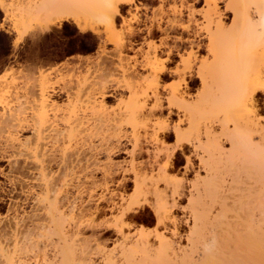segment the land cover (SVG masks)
<instances>
[{"label": "bare ground", "instance_id": "1", "mask_svg": "<svg viewBox=\"0 0 264 264\" xmlns=\"http://www.w3.org/2000/svg\"><path fill=\"white\" fill-rule=\"evenodd\" d=\"M202 1L206 7L202 15L205 22L203 30H206L210 40L208 51L213 56L217 55L216 41L222 38L232 53L228 54L232 61L228 63L230 69H237L240 62L247 65L248 74L241 80L233 81V90L228 96H220L221 99L217 97L218 101L210 108L211 116L218 120L221 132L227 136L231 148L229 152L224 151L214 134L215 119L208 121L203 128L206 142L198 141L202 156L197 155L207 169L208 179L196 185V200L189 205L193 218V226L188 235L189 248L177 251L164 234H157V247L147 237L132 243L131 236L125 235L124 229L130 231V226L124 220L129 219L128 216L141 206L138 202L153 209L160 225L166 227L176 222L172 210L183 185L180 186L173 177L174 164L178 160L174 153L169 152L166 142L174 135L178 148H181L183 144L193 143V139L191 130L186 132L181 129L183 119L179 120L178 125L171 126L170 118H164V113L166 108L177 110L178 113L186 111L187 93L183 85L184 89L189 90L186 77L193 74V71L188 60L183 59L182 51L184 46H189L188 55L191 57L205 47L199 39L201 34L194 32L191 26L196 17L194 7ZM159 2V11L157 14L154 12L152 20L149 19L150 26L149 20H144L138 14L126 22L131 27L129 33L132 38L138 34L143 35V32L150 38L160 37L159 45L154 48L150 46L145 60L135 59L131 73L129 65L124 63V56V60L120 59L119 65H115L121 74L133 77L130 81L114 88L108 87L106 83L94 85L84 100L76 94L80 103L78 114L65 113V108L74 104V93L68 94V104L64 105L54 101L55 96L49 95L47 91L35 92L33 86L31 88V84H27L23 94L24 117L21 120L15 119L17 121L12 120L13 115L9 121L6 120L8 118H4L5 121L1 119L0 132L8 129L13 147L18 144L21 148L19 150V147H14L18 148L22 159L16 160L13 165L8 156L0 154V161L12 164L11 172L18 174L22 185L27 183L25 201L33 199L36 204L35 211H31L28 216L21 217L18 214L20 210L14 211V216L11 214V223L7 224L10 219L6 223L9 232L6 235L0 232L6 238L4 242L0 240L1 253H23L26 259H29V254H34V257L49 253L60 254L62 257L78 254L82 255L84 261L90 254L104 253L103 245L87 237V232L93 236L99 229L101 223L97 220L105 212L103 204H106L108 212L120 215L115 218V224L119 227L118 232L123 241L121 244L127 248L126 253L130 257L140 256L142 262L264 264V124L261 123L258 99L259 94L264 95V0ZM119 3L114 11L106 14L112 28L117 23V17H123L120 7L131 5L133 0H119ZM220 3L225 4L223 12ZM185 12L189 13L188 22L183 20ZM224 12L233 15L229 28L224 22L227 17ZM60 13L56 16L55 24L58 27L67 20H73L80 28L76 15ZM135 24L144 25L145 29H135ZM195 25L199 27L197 21ZM180 30L188 35V39H183L178 33ZM124 50L123 46L122 52ZM175 57L181 58V63L170 68ZM140 71L148 75L143 77L139 75ZM174 77L179 79L178 86L168 91L167 95L162 94L160 84ZM120 90L131 93L130 107L125 111L130 115L127 122L131 128L130 134L121 129L114 132L97 131L99 126H105L108 122L105 100L119 96L117 92ZM172 113L168 114L169 117ZM21 134L31 136L21 140ZM199 136L202 137L200 132ZM256 136L259 141L255 143ZM123 142L128 143V148ZM117 153L127 155L130 160L124 162V165L114 163L112 156ZM226 155L233 168L230 169L229 183L219 170L220 161L225 160L223 158ZM187 163L185 168L189 170L192 166L190 158ZM98 174L102 175L100 179ZM31 182L33 184L29 186ZM131 184L137 196L127 200L120 191ZM113 186L115 189L112 188V191ZM99 188L106 194L98 196L93 205L95 189ZM117 198H120L119 202ZM20 201L22 203L23 200ZM4 225L1 224L3 228ZM8 258L12 264L13 257ZM55 262L53 260L50 264Z\"/></svg>", "mask_w": 264, "mask_h": 264}, {"label": "rangeland", "instance_id": "2", "mask_svg": "<svg viewBox=\"0 0 264 264\" xmlns=\"http://www.w3.org/2000/svg\"><path fill=\"white\" fill-rule=\"evenodd\" d=\"M192 1L195 2L196 0ZM119 4V0H0V13H2L3 19L5 12V20L2 19L0 22V121L1 119L5 121L6 118L9 121L11 115L14 116H12V120H21L24 117L23 103L25 98H23V94H25L29 84H31L29 85L31 88L33 86L35 92H40L41 90L47 91L49 95L55 96V99L53 98L54 101H58L64 105L68 104V94L74 93L72 94L74 104L68 105L65 108V113L71 114L72 112L73 114H78L80 103L76 99V94L84 100L86 94L94 85L98 86L99 84L106 83L105 85L108 87L112 86L114 88L119 84L123 85L125 81H130L133 78L132 76L131 78L127 76L130 74L124 75L117 70L116 66L119 65L118 62L124 56L125 60H122L129 65L131 73L135 59L137 58L138 61L145 60L147 53L150 51V46L154 48L159 45L160 34H158L159 38L156 39L147 37L145 32H143V35L140 34L141 36L138 34L139 36L136 35L138 37L134 36L132 38V35L129 33L131 27L127 26L126 22L131 20L135 14L142 16L144 20H152L155 16L154 12L157 14L161 4L159 0H133L131 5L124 6V8L120 7L123 17H117V23L112 28L108 24L106 14L114 11ZM224 6V3L219 4L222 12L224 11ZM195 7L196 17L193 18L194 23L191 21V26L194 32L201 34L199 39L203 41L202 44L205 47L201 51L199 50V54L189 57L190 48L187 45L184 46V50L182 51L183 59L188 60L193 71V74L186 77L189 90L184 89L185 85H183V90L187 93V108L185 112L180 113L177 110L166 108L164 113V118H170L169 122L171 126L178 125L179 120L183 119L181 129L186 132L191 130L193 139V143L183 144L181 148H178V142L174 135L172 139L166 142L169 152L174 153L178 160L174 164L173 177L180 186L183 185V188L180 187L179 189V197L176 198L177 204L172 210V216L176 222L175 224L169 223L166 227L160 225L154 215L153 209L142 202H138L142 207L140 206L134 213H131L128 216L129 219L124 220L125 224L130 226L129 229L131 231L125 228V235L131 236L132 243L141 237H147L151 243L155 242V246L157 247V234H164L177 251L189 248L188 235L193 226V218L190 212L192 209L189 205H191V201L196 200V185H201L202 181L208 179L207 169L200 163L197 155L200 154L202 156L198 141L206 142L203 128L208 121L215 119L210 114V108L213 103L218 101L217 99L219 98L217 97L222 96L224 98V96H228V93L233 90L231 84L233 81L237 79L241 80L245 74H248L246 63H238V70L230 69L229 64L232 61L231 56H228V54L232 55V53L226 47L224 39H217L216 45L218 48L216 50H218V53L214 55L215 57L208 51L207 46L210 44V40L206 35V30H203L205 22L202 18L206 7L203 1L199 5H195ZM58 12L76 15L81 25L80 28L73 20H67L58 27L55 24L57 21L56 16L57 14L59 15ZM224 13L227 16L224 18V22L226 23V27L229 28L233 15L231 13L228 14L229 12ZM184 16L183 20L188 22L189 13L185 12ZM150 20L148 21V26H150ZM196 21L199 23V27L195 25ZM84 28L86 30H83ZM133 28L145 29V26H137L135 24ZM178 33L182 35L183 39H188V35L182 30L178 31ZM123 46L125 48L124 52H122ZM179 63H181V58L175 57L169 67L175 68ZM181 67L184 68V65H181ZM112 72L113 74H111ZM198 72L201 74H197ZM140 73L139 75H143V77L148 75L144 71H140ZM178 83V78H168L160 84V92L167 95V92L175 89ZM126 91L120 90L117 92L119 96L114 99L105 100L109 123L105 124L106 127L101 126V128L99 126L97 131L100 130L101 132L102 130V132H106L110 130V132H114L121 129L123 132L130 134L131 128L127 123L130 115L129 112L125 113V111L130 107L129 100L131 93L128 90ZM258 99L260 100L261 123L264 124V95L259 94ZM165 107H168V105L166 106L165 104ZM170 112L173 113L169 117L168 114ZM217 121L216 119L214 120L216 122L214 123V134L223 146L224 151L229 152L231 148L229 140L221 132ZM199 132L202 137L199 136ZM111 135L113 136L114 134ZM19 136L23 140L24 137H30L31 134H21ZM256 138H254L255 143L259 141V138ZM95 143L97 144V141ZM17 145L14 144V147H19ZM123 145H127L128 148V143L123 142ZM14 147L8 129H3L0 132V154L8 156V159L10 158V161H13V165L22 159L20 151L18 152V148ZM67 147L70 146L67 145ZM129 149H131L130 146ZM18 153L20 154L18 155ZM117 154L112 156L114 163H123L122 165H124V162L130 160L125 154ZM226 157L228 158V155L223 158L225 160L220 161L219 170L223 174L222 177L224 179L227 178L226 181L229 183L231 181L229 175L231 174L230 169L232 170L233 168L229 165ZM188 158L191 159L192 163L189 170L185 168L188 165ZM102 159L105 160L104 157ZM11 165L8 162L0 161L1 234L9 232L8 225L11 223V218L9 217L15 215L14 211L20 210L18 214L22 217V215H30L35 211L34 208H36L35 200L25 201L27 183L23 182L24 184L22 185L18 174L13 173V171L11 172ZM240 171L243 173L242 169ZM97 176L99 179L102 177L101 174ZM16 180L20 182L19 185ZM31 184L33 183H29V186ZM112 188L115 189V186L111 187L113 191L114 189ZM104 192L100 188L95 189V201L92 203L93 205L96 203L98 196L106 194ZM120 192L124 194L127 200L135 199L137 196L132 184ZM85 199L87 200V198ZM20 200L25 202L22 201L21 203ZM119 200L120 198H117L118 202ZM103 207L106 208L105 212L97 220L101 223V228L99 227L93 236L90 235L91 232H87V237L95 239L98 243L102 244L105 250L104 253L90 254L85 259L86 261H84V259L82 260V255L78 254L64 255L65 257L53 253L45 256L35 255L37 257H34V254H29V259H26L27 257L26 255L24 257L23 253V255L21 253L12 255L10 253L9 255L6 251L3 253L0 251V264H11L8 258L11 256L13 257L12 264H50L53 260L57 261L55 262L56 264H158L155 262H142L140 256H128L126 253L127 248H124V244H121L123 241L121 234L118 232L119 227L115 224V218H119L120 215L108 212L106 204H103ZM1 224H5L4 228ZM5 228L7 229L5 230ZM1 234L0 237L2 236L3 238L1 237L0 240L4 242L6 234ZM14 257L16 258L14 259Z\"/></svg>", "mask_w": 264, "mask_h": 264}, {"label": "trees", "instance_id": "3", "mask_svg": "<svg viewBox=\"0 0 264 264\" xmlns=\"http://www.w3.org/2000/svg\"><path fill=\"white\" fill-rule=\"evenodd\" d=\"M2 19H3V15L2 13H0V22L2 21Z\"/></svg>", "mask_w": 264, "mask_h": 264}, {"label": "crops", "instance_id": "4", "mask_svg": "<svg viewBox=\"0 0 264 264\" xmlns=\"http://www.w3.org/2000/svg\"><path fill=\"white\" fill-rule=\"evenodd\" d=\"M4 12V11H3ZM3 20H5V12H4V19ZM2 24V23H1ZM8 27V26H7Z\"/></svg>", "mask_w": 264, "mask_h": 264}]
</instances>
